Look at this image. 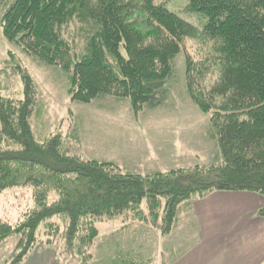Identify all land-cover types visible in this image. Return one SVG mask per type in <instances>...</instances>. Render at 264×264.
<instances>
[{"label":"trees","instance_id":"16d2710c","mask_svg":"<svg viewBox=\"0 0 264 264\" xmlns=\"http://www.w3.org/2000/svg\"><path fill=\"white\" fill-rule=\"evenodd\" d=\"M186 1L189 12L205 19L201 31L155 0H13L5 10L2 34L7 42L70 71L71 100L82 103L113 94L128 97L134 109L155 107L162 103L160 89L182 39L211 41L203 60L186 56L187 91L203 112L213 110L209 121L222 158L217 166L141 176L62 152L58 134L37 142L28 122L31 81L22 76L23 99L17 105L0 96V141L16 145L0 147V190L17 185L35 189V209L16 227L0 223V241L24 235L15 262L27 254L39 224L52 216L67 217L66 243L76 245L82 260L98 234L92 223L104 217L136 218L143 199L154 220L155 211L162 209L161 231L166 234L177 206L189 198L215 190L257 192L264 198V0ZM73 18L96 25L76 60L60 35ZM210 66L218 75L202 88ZM50 190L58 198L47 203ZM258 213L264 215V205ZM85 218L86 233L80 234Z\"/></svg>","mask_w":264,"mask_h":264},{"label":"rangeland","instance_id":"374dc122","mask_svg":"<svg viewBox=\"0 0 264 264\" xmlns=\"http://www.w3.org/2000/svg\"><path fill=\"white\" fill-rule=\"evenodd\" d=\"M12 1L0 0V96L12 100L11 105H17L23 99L22 76L30 77L32 104L28 122L37 142H45L58 134L61 136L62 152L83 160L111 163L118 172L141 176L195 165L211 167L221 164V154L209 121L213 110L203 112L187 91L186 56L194 61L203 60L210 51L211 41L201 36L182 39L179 52L171 60V74L160 89L162 103L155 107L141 105L134 109L128 97L113 94L82 103L71 100L70 71L58 65H48L37 56L26 53L21 44L7 42L2 34V15ZM155 2H163L168 10L190 22L198 31L202 30L205 19L189 12L186 0ZM95 30L93 22L78 18H73L60 29L61 38L70 47L74 60L85 52L86 41ZM210 68V74L199 84L202 88L218 75L217 68ZM7 146L16 145L0 141L1 148ZM34 190L29 185L0 190V223L16 227L28 212L35 209ZM57 198L58 193L54 190L46 193L47 203ZM189 201L190 198L181 201L176 214L178 210L185 209ZM163 203L162 199L161 206ZM140 210L135 214L136 218L129 221L143 223L149 228L150 233L142 241L132 236L134 230L126 229L124 234L118 233L120 221H127L123 216L104 217L92 223L98 234L93 246L87 250L86 258L80 260L76 245L68 246L66 243L67 217L52 216L39 224L35 241L26 255L41 253L35 255H44V261L56 258L58 264L149 263L163 244L155 235L157 229L162 233L163 214L161 208L157 209L158 217L154 220L147 209L146 199L142 200ZM80 221V234H84L87 218ZM175 227L178 228L177 222ZM107 230L117 232L106 235ZM177 233L178 229L167 239L172 240ZM24 240L20 232L0 241V264H24L22 259L14 261ZM155 241L159 246L153 250L152 243ZM139 244L145 246H137ZM50 261H47L48 264H54Z\"/></svg>","mask_w":264,"mask_h":264},{"label":"crops","instance_id":"0c3cea01","mask_svg":"<svg viewBox=\"0 0 264 264\" xmlns=\"http://www.w3.org/2000/svg\"><path fill=\"white\" fill-rule=\"evenodd\" d=\"M264 198L250 191H211L190 199L185 209L178 210L170 231H155L163 242L151 262L139 264H264V215L258 213ZM178 233L169 240L172 233ZM147 228V229H145ZM131 229L140 241L149 234L143 223L120 221L119 234ZM117 231H106V235ZM139 244L137 246H143ZM145 246V245H144ZM159 246L152 243V249ZM146 248H149L146 245ZM41 253H30L22 258L24 264H48ZM50 262L58 264L53 258Z\"/></svg>","mask_w":264,"mask_h":264}]
</instances>
